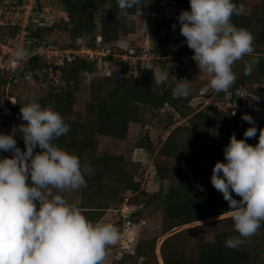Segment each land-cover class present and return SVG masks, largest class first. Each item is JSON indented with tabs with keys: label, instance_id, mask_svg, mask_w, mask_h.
Wrapping results in <instances>:
<instances>
[{
	"label": "rangeland",
	"instance_id": "374dc122",
	"mask_svg": "<svg viewBox=\"0 0 264 264\" xmlns=\"http://www.w3.org/2000/svg\"><path fill=\"white\" fill-rule=\"evenodd\" d=\"M169 2L172 1L153 0L147 2L143 10L138 9L136 14L127 18L125 27L119 31L116 41L104 42L101 38L99 46L96 43V37H101L102 25L97 17V12L94 13V47L90 46L89 48L95 50L98 47L95 54L98 55V58L93 74L79 72L80 82L75 90L72 83L69 84V88L74 90V101L69 117L73 121L84 123L95 116L90 103H97L100 95L97 84L109 77L113 70H122L124 76H136L141 69L151 67L153 72L169 71V78L166 82L169 87L175 88V80L187 79L191 82L188 95L191 100L187 104L189 108L178 106L176 109L164 105L162 108L156 109L150 106H140L137 113L140 120L128 121L124 136L119 139L94 134L92 129L87 130L91 132L86 135L91 142L90 150L86 149L84 152L82 147L83 152L79 157L85 168H93V175H95L97 172L96 159L103 155L121 157L123 162L121 164L114 163V166H111L110 175L112 177L110 179L104 177L106 182L97 193L88 194L87 191L81 195L82 189H80L66 191L63 195L69 203L75 204L80 209L92 200L96 202L99 200V203L106 208L98 222L115 225L120 232V239L116 245L108 248L105 264H129L128 260L123 259H128L127 255H135L137 243L147 239H153L155 242V258H135L136 264H163L161 258L163 242L167 237L183 229L186 230L179 237L167 240L164 250L175 251V255L181 253L185 260L195 261L198 256L199 244L213 242L216 235L235 230L234 226H231L226 220L228 216L224 214L176 227L163 233L164 209L160 205V201L155 199L149 203L146 202L152 195L159 193V196H163L171 186H177L178 176L185 170L180 160L164 158L159 155V149L165 145L173 130L178 129L175 137H178L179 140L188 139L191 144H194L193 146L199 145L202 149L208 145V142L205 143L203 138L216 139V148L208 155L205 162L209 168L206 176L197 188L190 190L199 192L198 189L201 187L212 189L213 186L210 182L212 169L216 162H225L223 149L228 145L226 140L229 139L227 134L220 135L219 127L224 120V116L221 114L230 111L231 116L234 112V115L239 118L244 115L241 112L247 99L250 102L249 100L255 98L257 94L258 97L264 96V83L262 85L255 83L248 78V75L244 74L245 61H249L247 56L233 65V72L237 78L228 93H218L211 89L210 78L206 73L199 71L196 62L190 59L194 56V52L187 47L185 39L175 43L174 34L170 32L172 25L168 19L174 18L176 12L180 14L182 10L190 11V9H180L176 5L174 6V3L170 4ZM240 5L243 6L241 14L256 15L260 21L264 20V14H262L264 0H239ZM174 7L177 11L174 10ZM37 10L36 16L31 14L32 11L27 0H0V113L3 114L2 109H5L4 112L8 118H12L10 108L19 102L23 105L24 97L28 93H34L36 100L46 97L48 105L51 106L50 88L58 89V85H64V81L58 76L57 65L63 63V58L66 59L64 51L76 49L80 42L78 39L74 40V37L68 32L71 24L70 19L59 0H38ZM31 15L33 17L27 20ZM142 21L147 24V32L143 30ZM34 22H39V25L43 26L35 30L34 28H29V30L25 28L26 23ZM14 26H18L19 30L11 37L9 31ZM257 27L259 28V26ZM32 33L35 34V40L28 38ZM17 47L26 49L29 55L23 60L14 62L13 56ZM253 47L254 55L264 56V44L254 43ZM144 50H150L156 60H150L152 58L150 54L147 57L150 61L145 60L144 65L140 64L135 68L132 64L135 59L133 55H138L139 52L141 54L138 56L140 60H143L146 58ZM157 50L159 54L154 52ZM124 54L127 56H122V59L121 55ZM84 60L85 58L77 57L75 61L79 63ZM45 74L47 76L43 80ZM255 78L260 79L258 76ZM92 79H97L96 83ZM236 83H240L241 87H236ZM57 91L55 90V92ZM258 91L260 94L257 93ZM234 98L241 101V105L237 106V101L233 104L228 102ZM262 104L264 105V101ZM263 114L264 106L255 111L254 120L264 124ZM92 125L95 126L94 123ZM214 126H218V128L211 131ZM17 130L15 125L12 126L9 135H13L17 147L24 151L25 144L22 133ZM205 131L208 132L205 133ZM7 154L8 152H4L0 158H11L9 156H12V153ZM156 165L168 169V179L158 178ZM130 176L133 182L139 183L137 192L121 190L127 185ZM91 194L93 195L91 196ZM119 197L123 199L121 203L118 202L117 198ZM122 208L124 211H121ZM133 209H135V214L132 215ZM128 215L130 217L126 219ZM128 219L131 221L130 224L126 223ZM237 248L252 256V264H263L264 224L254 236L244 240Z\"/></svg>",
	"mask_w": 264,
	"mask_h": 264
},
{
	"label": "clouds",
	"instance_id": "9594fccd",
	"mask_svg": "<svg viewBox=\"0 0 264 264\" xmlns=\"http://www.w3.org/2000/svg\"><path fill=\"white\" fill-rule=\"evenodd\" d=\"M116 3L118 18H126L142 0ZM189 5L190 11L182 10L177 17L180 34L194 52L199 71L210 78V88L228 93L237 78L233 65L245 56L252 57L255 51L253 34L231 22L243 6L232 0H189ZM105 7L111 9V4ZM142 25L147 32L146 22ZM90 39L78 38L84 43ZM28 55L26 49L17 47L13 61ZM255 63V59L245 61V75L251 74ZM153 75L156 87L161 88L169 71H155ZM175 82L172 95L187 97L191 82ZM24 100L19 118L26 123L18 129L25 150L17 147L13 135L0 134V150L12 153L11 158H0V264H105L108 248L120 239L118 228L89 221L63 195L87 187L85 175L94 174L93 169H82L76 155L55 143L70 131L63 116L36 102L34 93H28ZM242 119L253 126L243 133L245 139L231 135L223 149L225 162L215 163L210 178L228 203L224 214L232 219L238 233L226 241L230 248L239 247L264 224V129L259 130L258 143L252 146L246 140L257 136V127L250 115L244 114ZM37 148L40 151L34 154ZM232 193L241 199H234Z\"/></svg>",
	"mask_w": 264,
	"mask_h": 264
},
{
	"label": "trees",
	"instance_id": "16d2710c",
	"mask_svg": "<svg viewBox=\"0 0 264 264\" xmlns=\"http://www.w3.org/2000/svg\"><path fill=\"white\" fill-rule=\"evenodd\" d=\"M64 11L67 13L70 19V29L68 32L74 40L82 36L91 37L90 40L85 43L87 47H94L95 38V25H94V13L97 12V17H99L102 28L100 31V36L104 42L116 41L118 39L119 31L125 27V23L128 17L133 16L139 10H143L145 4L153 0H142V4L137 6L130 11L131 15L128 17L118 18V6L116 0H59ZM157 1V0H154ZM174 3V6L180 9H190L189 0H167ZM233 3L239 6V0H232ZM111 4V9L105 7V5ZM264 14V12L262 13ZM158 16V14H156ZM179 16L178 12L172 19H168L171 25H175V28H171L170 32L174 34V42L178 43L185 38L180 34V24L177 20ZM259 17L248 16V15H233L231 22L238 28H244L249 30L254 36V43L264 44V20L258 19ZM261 25V26H260ZM259 26V28L257 27ZM18 26L11 27L10 35L13 37L18 29ZM34 28L38 29L37 25L26 26V29ZM169 31V30H168ZM28 38L35 40V34L28 36ZM71 46V45H70ZM159 54V51H154ZM249 61L255 59L256 63L253 65L251 74L248 78L253 80L255 83L262 85L264 83V56L254 55L248 57ZM95 63L84 60L82 62H77L75 60L68 62L66 59L62 65H58V76L64 81V85H58V89L50 88L49 97L52 98L51 108L59 112L65 122L70 125V131L67 135L60 137L55 141V143L64 150H67L70 154H76L79 158L80 153L87 149L89 151L90 147L88 137V129H92L94 134L112 137V138H123L125 128L128 121H138L137 117L138 109L140 106H150L153 108H162L167 104L170 108L175 107H187L190 102L191 97H175L172 95L173 87L164 84L161 88H157L153 79V70L141 69L136 76H124L122 75V70H113L109 77L103 79L102 83L97 84L98 94L100 93L97 103H90L92 111L95 112V116L91 117L84 123H79L78 121H73L70 119L69 114L73 106L74 101V90L77 89L80 77L79 72H86L88 75L93 74ZM46 78V74L44 75ZM255 76L260 79H256ZM97 79H92L96 83ZM75 87L72 90L69 88V84ZM240 83H236L235 86L240 88ZM55 90L57 92H55ZM231 90V89H230ZM229 90V91H230ZM246 91V90H245ZM257 93L260 94V91ZM257 96H259L257 94ZM252 99V98H250ZM36 102L40 103L42 106H49L47 98H39ZM259 104V102H257ZM22 103L19 102L15 106L11 107L12 118H8L7 114L2 109L0 113V134H8L12 126L19 128L20 125L26 123L20 119V108ZM243 114L250 115L254 120V112L247 110ZM224 116L219 131L221 136L227 134L229 139L226 143H229L231 135L234 133L238 140L245 139L243 133L252 124L244 121L242 116L238 118L236 115H230V111L223 112L221 114ZM184 116V114H181ZM236 116V117H235ZM264 119V114L262 115ZM197 117V116H196ZM255 126L257 127V136L252 139H247L246 142L252 146L258 143L259 130L264 129V124L259 123L254 120ZM15 123V124H14ZM95 124V126L92 125ZM144 123V122H143ZM261 124V125H260ZM218 126L212 127L211 131H215ZM176 130H173L168 136L165 145L159 149V155L164 158L178 159L185 167L184 171L179 174V181L177 186H171L167 193L163 196H159V193L154 194L146 202L149 203L155 199L159 200L160 205L164 209V220H163V233L171 231L173 228L181 227L184 225L192 224L197 221H203L206 219L215 218L220 215H224L225 212L229 210L228 203L223 199L221 193L214 189H208L201 187L199 192L190 190L191 188H197L198 185L203 181L204 176H206L209 168L206 165V159L208 155L216 148V139H205V143L208 142L205 149L201 146L191 144L188 139L181 141L178 137H175ZM19 132V129L17 130ZM208 131H205V133ZM213 134L210 133V137ZM18 135H20L18 133ZM83 137V138H82ZM202 141V142H204ZM191 148V149H190ZM40 151L38 148L34 150L35 152ZM192 151V152H191ZM4 152L0 150V157ZM11 154L8 152L7 155ZM11 157V156H9ZM97 162V172L95 175H85L87 182V187L82 188L81 195L85 194L87 191L90 193H97L100 188L104 186L106 182L104 177L110 179L111 166L113 164H121L123 158L113 157V156H99L96 159ZM112 164V165H111ZM82 169L85 168L81 164ZM93 169V168H92ZM168 169L162 168L161 165H156V172L158 178L161 180L168 179L167 174ZM118 182V181H116ZM130 190L132 192H137L139 189V183L133 182L130 176L127 180V185L122 188V191ZM93 194H91L92 196ZM234 199H241L232 193ZM89 197V196H88ZM90 198V197H89ZM115 198V197H114ZM118 202H122V198H117ZM95 200L86 203L81 208L82 214L86 218L95 223L98 222L103 216V207ZM226 220L231 226L234 223L230 217ZM186 229L180 230L171 236L167 237L163 242L161 248V258L163 264H252V256L246 251L239 248L226 247V239L238 234L235 230L231 232L221 233L216 235L213 242H203L198 245V256L197 260H185L182 254L175 255V251H165L164 246L167 240L179 237L180 234ZM155 242L153 239H147L137 243L135 248V255H127L129 264H136L135 258H149L154 259ZM157 264V263H156Z\"/></svg>",
	"mask_w": 264,
	"mask_h": 264
},
{
	"label": "built area",
	"instance_id": "2783aa9c",
	"mask_svg": "<svg viewBox=\"0 0 264 264\" xmlns=\"http://www.w3.org/2000/svg\"><path fill=\"white\" fill-rule=\"evenodd\" d=\"M28 1V3H29V7H30V10L32 11V13L31 14H35V16L37 15V13H38V10H37V6H38V0H27ZM174 10H176L177 11V9H176V7H174ZM177 13V12H176ZM31 17H33V15H31L30 17H28V19L27 20H29ZM33 22V21H32ZM27 25H28V23H26ZM30 24H33V25H37L38 27H40V26H43V25H39V22H34V23H30ZM25 28H26V26H25ZM96 43H97V45L99 46V44L101 43V37H99V36H97L96 37ZM102 45V44H101ZM77 49V50H76ZM76 49H71V50H69V51H64V54H65V57H66V60L68 61V62H71V61H73V60H76L77 59V57L78 58H85V60H87V61H89V62H93V63H95L96 61H97V58H98V55L96 56L95 54L97 53V51L98 50H96V49H98V47L95 49V50H91L89 47H87L86 45H85V43L83 42V41H80L79 42V44H78V46H77V48ZM145 52H144V55H146V58L145 59H143V60H140V57L138 56L139 54H141V53H137L138 55H133V57H135V59H133V62H132V64H133V66H135V68H137L138 66H140V64H142V65H144V61L145 60H148L147 59V57L151 54L150 53V50H144ZM36 54H38V53H36ZM122 56H127V54H124V55H121V58H122ZM151 59L150 60H156V57L155 56H153L152 54H151ZM193 57V56H192ZM192 57H190V59L191 60H193L194 61V59L192 58ZM92 59H94V60H92ZM123 59V58H122ZM64 60H65V58H63L62 59V61H63V63H64ZM103 60H104V58H103ZM150 60H148V61H150ZM195 62V61H194ZM62 62L60 63L61 65L63 64ZM58 66V65H57ZM144 68V67H143ZM238 98V97H237ZM237 98H234L233 100L232 99H230V100H228V102H230V103H235L236 101V103H237V106H239V105H241V101H238L237 100ZM247 99V98H246ZM250 102H248V99L245 101V103H246V105L244 104V106H243V110H242V112L241 113H243V112H245V111H247V110H251V111H253L254 113H255V111L256 110H258V109H260V108H262L264 105L262 104V102L264 101V96L262 95V96H260V97H258V96H256L255 98H253L252 100H249ZM257 102H259V104L257 103ZM240 108V107H239ZM239 110V109H238ZM240 112V111H239ZM234 113V112H233ZM233 113H232V115H233ZM125 208V207H124ZM126 210V209H125ZM121 211H124V209L122 208L121 209ZM132 213V215L134 214V212H135V209H133L132 211H131ZM130 217V215H128V216H126V219L127 218H129ZM130 220L128 219V220H126V223H129L130 224Z\"/></svg>",
	"mask_w": 264,
	"mask_h": 264
},
{
	"label": "crops",
	"instance_id": "0c3cea01",
	"mask_svg": "<svg viewBox=\"0 0 264 264\" xmlns=\"http://www.w3.org/2000/svg\"><path fill=\"white\" fill-rule=\"evenodd\" d=\"M263 261V260H262ZM262 261H261V263H262ZM263 264H264V262H263Z\"/></svg>",
	"mask_w": 264,
	"mask_h": 264
}]
</instances>
